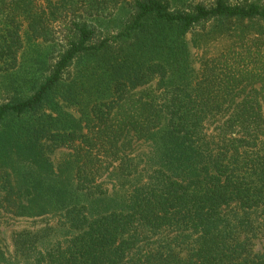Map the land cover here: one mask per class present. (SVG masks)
I'll return each mask as SVG.
<instances>
[{
    "label": "trees",
    "instance_id": "obj_1",
    "mask_svg": "<svg viewBox=\"0 0 264 264\" xmlns=\"http://www.w3.org/2000/svg\"><path fill=\"white\" fill-rule=\"evenodd\" d=\"M23 34L54 57L22 65ZM0 76V209L66 236L16 232V254L264 264V0H0Z\"/></svg>",
    "mask_w": 264,
    "mask_h": 264
},
{
    "label": "rangeland",
    "instance_id": "obj_2",
    "mask_svg": "<svg viewBox=\"0 0 264 264\" xmlns=\"http://www.w3.org/2000/svg\"><path fill=\"white\" fill-rule=\"evenodd\" d=\"M201 0H190V3H198ZM128 16V9H123L117 12L113 16V20L110 21L108 19L106 24H103L104 27H107V30L113 32L117 29L118 25L123 22ZM110 21V23H109ZM25 49L20 57V61L22 65L32 64L36 67L47 63L52 57H54V53L48 49L43 44H37L35 42H28L29 40L25 38L23 34ZM221 42V41H220ZM221 44L217 43L216 46L211 47V52L214 51L215 48H220ZM88 70H86L87 72ZM11 78L1 77L0 76V104H4L8 102L10 93L12 90L10 89L9 82ZM81 107V104L79 105ZM66 112L72 114L75 117H80V113L76 112V110H71L70 108L66 109ZM51 164L53 165L52 169L54 174H47L48 179H56L59 177L60 179H64L68 176V172L65 170L64 176L61 175V171H57V168L66 169V162L68 161V152L64 150H56L50 156ZM62 170V169H61ZM57 173H59L57 175ZM24 172H17V175H13V179H21L24 176ZM57 175V176H56ZM40 176V174H39ZM43 176V174H41ZM27 177V176H26ZM107 189L110 187V183H113L114 180L108 179ZM63 228L59 225L58 218L54 213H49L40 217H11L3 212L0 209V264H34L31 259H26L15 253L12 238L16 232L19 231H30L36 234L41 238L43 246L42 249L50 248L55 241L61 238H65V233L62 230Z\"/></svg>",
    "mask_w": 264,
    "mask_h": 264
}]
</instances>
